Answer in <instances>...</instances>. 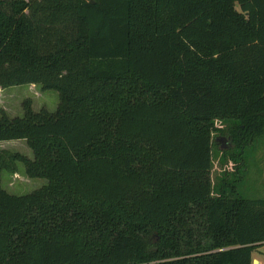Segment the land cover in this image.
Instances as JSON below:
<instances>
[{
    "label": "trees",
    "instance_id": "16d2710c",
    "mask_svg": "<svg viewBox=\"0 0 264 264\" xmlns=\"http://www.w3.org/2000/svg\"><path fill=\"white\" fill-rule=\"evenodd\" d=\"M30 83L59 102L1 112L33 158L0 149V178L47 183L0 184V264L253 263L264 198L238 182L264 136V0H0V88Z\"/></svg>",
    "mask_w": 264,
    "mask_h": 264
},
{
    "label": "rangeland",
    "instance_id": "374dc122",
    "mask_svg": "<svg viewBox=\"0 0 264 264\" xmlns=\"http://www.w3.org/2000/svg\"><path fill=\"white\" fill-rule=\"evenodd\" d=\"M25 102L30 103L34 111L45 108L53 112L57 108L59 95L54 89L45 90L39 84L33 83L0 88V115L4 111L10 117L21 116ZM216 135L215 133L214 136ZM222 136L225 137L224 142L218 140L212 147L210 178L213 184H218L225 170H232V162L227 159L228 154L224 157V150L228 151L233 143L227 135ZM0 149L33 158L32 149L23 139L0 141ZM16 165L15 173L7 170L1 172L0 184L8 193L23 195L47 183L45 178L27 176L22 162H16ZM240 170L238 191L241 196L251 199L264 198V136L255 138L251 144L245 146L243 166ZM229 178L235 177L230 175ZM251 253L252 264H264V244L256 246Z\"/></svg>",
    "mask_w": 264,
    "mask_h": 264
},
{
    "label": "bare ground",
    "instance_id": "6f19581e",
    "mask_svg": "<svg viewBox=\"0 0 264 264\" xmlns=\"http://www.w3.org/2000/svg\"><path fill=\"white\" fill-rule=\"evenodd\" d=\"M256 262H258V261H256Z\"/></svg>",
    "mask_w": 264,
    "mask_h": 264
}]
</instances>
